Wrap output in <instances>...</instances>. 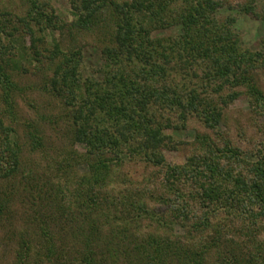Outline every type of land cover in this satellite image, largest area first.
Segmentation results:
<instances>
[{
	"label": "trees",
	"instance_id": "16d2710c",
	"mask_svg": "<svg viewBox=\"0 0 264 264\" xmlns=\"http://www.w3.org/2000/svg\"><path fill=\"white\" fill-rule=\"evenodd\" d=\"M24 1L23 15L0 16V223L20 186L34 233L20 232L17 264L33 250V264H264V153L251 161L218 131L236 89L264 118V38L244 47L217 15L230 0H69L71 26L46 0ZM259 1L238 12L264 28ZM165 29L175 35L158 37ZM82 31L97 35L96 76L85 75ZM174 60L204 73L202 90L177 82ZM23 75L39 77L33 88L58 116L35 103V120L18 116L15 97L32 88L15 82ZM190 117L223 136V147L198 137L203 154L167 163L168 130ZM57 120L67 128L63 154L45 133L59 135ZM136 157L160 168V183L114 188L129 176L118 168Z\"/></svg>",
	"mask_w": 264,
	"mask_h": 264
},
{
	"label": "rangeland",
	"instance_id": "374dc122",
	"mask_svg": "<svg viewBox=\"0 0 264 264\" xmlns=\"http://www.w3.org/2000/svg\"><path fill=\"white\" fill-rule=\"evenodd\" d=\"M46 1L53 7L59 19L65 22L67 26H71L73 24L76 18L69 0ZM115 1L120 2L121 0ZM245 1L246 0H230L228 4H225V6L218 11L217 15L220 20H226L228 23L230 22V28L233 32H237V34L240 36L244 47L256 49L260 45L261 40L264 38V28L262 23L253 17L239 14L238 8L243 3H245ZM24 3V0H0V16H2V14L5 12L13 16L23 15L26 8ZM259 3L264 5V0H260ZM76 30L77 29H74L73 33H64V36H73L72 34H74ZM82 32L83 33L79 35V38L80 42H82L81 44L85 45V75L96 76L95 71L91 70V68L97 69L101 63L99 52L95 49L96 47L93 46L97 45L95 37L97 35L90 31ZM175 32L176 31L173 29H165L159 31L156 34L158 37L169 39L171 36L175 35ZM26 44L29 43L26 41ZM172 64L175 67L171 66L172 69H170V72L177 82L185 83L186 86L195 88L198 87L202 90V86L200 87V79L203 77L204 73L200 69L192 67V69L182 70L176 67L179 65L175 63V60L172 62ZM14 80L19 86H32L30 89H24V87H21L22 91H19L15 97L19 117L25 118L26 120H35L33 107L30 105L31 103L33 105L35 103L36 106L38 104L41 106L45 105L48 109L52 110V114H55L56 116L59 115V105L50 101L48 97L39 92L38 89L33 88L36 85L40 86V80L38 76L33 77L29 75H23L16 77ZM260 88L264 92V83H262L261 80ZM236 91H239L240 95L235 101L223 108L222 121L221 125L218 127V131L221 130L225 138L230 140L231 144L240 150L247 157V159L251 160V154H254L255 156L256 154L264 153V118L253 117L249 111L247 95H245V92H243L242 89H236ZM1 94L2 92L0 90V113L4 108L2 106ZM165 116L172 118V116L168 113ZM57 121L60 127L59 135L57 136L54 131L49 129L48 126H46L45 133L47 135L48 145L50 144L53 147V150L56 149L57 153L63 154L61 152L66 151L63 147H66L67 149L68 144V139L65 138L66 133L64 131L66 127L62 122L59 120ZM177 126H179V123H177ZM168 136L169 138L165 139L164 146L162 147V154L165 156L167 163L170 164L181 165L186 162L189 156L193 154H203L204 148L202 149L199 140H197L198 137H207L208 139H211L217 147H223L221 139L223 136L220 138L216 134L215 129L206 127L203 121L197 117H190L186 121L184 129H175V127H170L168 130ZM82 148L83 147L80 144L74 145V149L78 152H83ZM50 153L53 156L56 154H54L52 151H50ZM37 154L39 153L37 152ZM252 160L254 159L252 158ZM79 170L82 171L84 168L80 165ZM118 172L122 177H125L126 174L129 176L124 178V180H127V182H125L126 184L123 183L118 185L116 182L114 184V188L116 189H120L123 186L128 185L146 187L147 185L151 186L154 184L153 182L160 183L162 180L160 168L158 166L150 164L145 165L142 159L137 157L133 158L130 162H128L127 165L118 168ZM1 184L2 183H0V190L2 188ZM21 190L22 189L19 186L18 194L14 196V199L10 205V212L12 216H10V214H8V216L6 215V219L3 218L2 222L0 223V264H17L16 254L20 246V232L27 228L30 234L33 233V230L30 229L23 220V214L29 212V209L28 204H25L24 202L22 195L23 193ZM64 197H68V192H65ZM68 199L69 197L66 200ZM150 203L153 205V200ZM257 238H259V240H264V231L260 232L259 235H257ZM33 252H31L32 257ZM32 257L29 256L27 261L28 264H33Z\"/></svg>",
	"mask_w": 264,
	"mask_h": 264
}]
</instances>
